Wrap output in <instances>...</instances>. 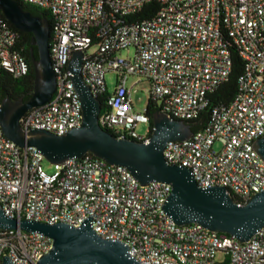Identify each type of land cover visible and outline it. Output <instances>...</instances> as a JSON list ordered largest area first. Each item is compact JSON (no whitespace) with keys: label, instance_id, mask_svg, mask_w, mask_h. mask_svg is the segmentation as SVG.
<instances>
[{"label":"built area","instance_id":"1","mask_svg":"<svg viewBox=\"0 0 264 264\" xmlns=\"http://www.w3.org/2000/svg\"><path fill=\"white\" fill-rule=\"evenodd\" d=\"M16 1L48 12L53 21L57 89L48 104L21 119L27 131L64 135L82 125L69 70L74 53L81 51L84 80L97 98L109 93L99 115L102 128L148 143L150 119L134 109L130 77H137L133 85L150 83V99L162 112L190 121L228 80L230 48L236 47L244 61L237 96L214 107L210 122L190 139L169 142L164 157L190 169L199 187L227 188L239 204L264 191V160L254 148L264 136V0ZM151 3L158 4L151 17L132 18ZM19 41V33L0 20V69L14 79L29 74L28 62L16 51ZM131 50V57L119 55ZM111 72L116 74L113 93L106 82ZM140 126H146L144 134ZM44 160L37 148L8 139L0 124V206L7 217L74 227L90 221L102 238L125 243L141 264H218L219 254L228 264H264V227L243 243L198 223L180 226L163 209L170 184L141 185L126 167L90 155L52 163V174ZM52 245L39 232L0 229V264L5 255L14 264H36Z\"/></svg>","mask_w":264,"mask_h":264},{"label":"water","instance_id":"2","mask_svg":"<svg viewBox=\"0 0 264 264\" xmlns=\"http://www.w3.org/2000/svg\"><path fill=\"white\" fill-rule=\"evenodd\" d=\"M0 11L16 29L31 33V44L38 48V56L34 48L30 51L35 74L32 96L28 101L6 97L0 105V124L8 139L22 148H37L50 163L60 164L92 154L110 165L126 167L141 185L170 184L172 190L163 209L177 225L198 223L211 232L229 234L243 243L264 227V191L239 204L227 188L199 187L190 169L172 165L165 159L164 150L169 142L185 141L193 136L190 123L158 111L154 114V130L148 143L118 138L103 129L99 122L102 102L82 76L81 51L74 53L69 70L82 105V125L64 135L44 129L25 130L21 119L31 109L48 104L57 89L50 49L52 25L16 0H0ZM254 148L264 160V136L254 142ZM0 229H21L49 237L52 249L36 264H141L131 256L125 243L102 238L90 221L80 227L65 222L18 221L7 217L0 206ZM2 264L14 263L5 255Z\"/></svg>","mask_w":264,"mask_h":264},{"label":"trees","instance_id":"3","mask_svg":"<svg viewBox=\"0 0 264 264\" xmlns=\"http://www.w3.org/2000/svg\"><path fill=\"white\" fill-rule=\"evenodd\" d=\"M26 10L31 11L36 16H42L48 19L53 25L51 15L43 11L39 8L32 7V6H23ZM158 8V4L151 3L147 5L140 13L134 15L132 18L134 20H141L148 17H151L156 9ZM0 20L6 21L13 29H15L20 36L19 44L16 46V51L26 59L29 65V74L27 77L23 79H14L4 70L0 69V105L6 97H10L13 101H17L19 99H23L24 101H28L33 94L34 91V67L31 61L30 51L34 48L36 56H38V48L36 46H32L31 40L33 35L31 33H25L18 29H16L4 16V14L0 11ZM232 53V61H233V69L227 81L217 87L214 91H212L208 96V106L202 112H200L193 120L186 121L193 126V131L197 132L202 130L209 122L211 111L216 106H225L230 104L234 98L237 96L239 92L238 84L239 79L243 74L244 69V61L239 55L238 50L236 47L231 46L230 48ZM109 97V93L105 91L102 96H99L98 99L102 102V106L105 107V102ZM158 111H161L160 106L149 99L145 113L149 116L150 125H151V132L149 136L153 132V118L154 114ZM112 135V131H108ZM115 136V135H114ZM93 156L92 154H87ZM95 157V156H93ZM238 201V199L236 198ZM222 236H230L229 234H222ZM218 264H228V260H224Z\"/></svg>","mask_w":264,"mask_h":264},{"label":"rangeland","instance_id":"4","mask_svg":"<svg viewBox=\"0 0 264 264\" xmlns=\"http://www.w3.org/2000/svg\"><path fill=\"white\" fill-rule=\"evenodd\" d=\"M119 55L123 58H128L133 55V51H122L121 53H119ZM106 82L109 92L113 93L116 85V74L112 72L108 73L106 75ZM135 82H137V77H130L128 88L132 89L131 97L133 99L134 109L137 112H145L147 103L150 99V83L146 80H143L136 85H133V83ZM137 130L139 133L144 134L146 131V126H140ZM43 167L49 174H52L54 172L53 164L47 160L43 161ZM217 260L219 262H222L225 260V256L223 254H219L217 256Z\"/></svg>","mask_w":264,"mask_h":264}]
</instances>
